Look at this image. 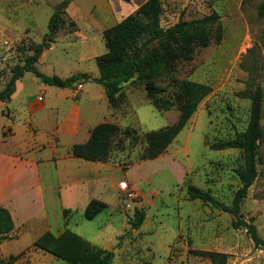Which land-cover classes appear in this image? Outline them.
<instances>
[{
	"label": "rangeland",
	"instance_id": "374dc122",
	"mask_svg": "<svg viewBox=\"0 0 264 264\" xmlns=\"http://www.w3.org/2000/svg\"><path fill=\"white\" fill-rule=\"evenodd\" d=\"M62 1L0 0V91L6 87L14 69L42 43L49 32V19ZM94 1L72 0L62 15L54 41L48 42L49 47L44 50H55L64 60L68 55L74 60L79 50L106 51L105 31L92 18L88 19L94 13ZM145 1L120 0L118 11L123 15L132 14ZM161 2L164 27L217 16L213 24H205L209 42L206 46L193 42L190 46L177 40L163 43L165 48L181 54L173 59L170 75L157 80L165 90L159 95L175 102V107L156 108L147 95L145 82L136 76L124 83L112 100L106 94L112 110L107 112L100 104L97 115L103 116L101 121L122 128L114 139L109 161L121 164L126 171L125 183L133 190L134 197L129 200L120 187L121 202L117 210L111 214L103 211L92 220L86 219L82 211L76 212L69 227L102 249H115L112 264H213L194 250L226 253L227 264H264V248L255 246L246 228L235 226L237 220L232 214L188 193V187L193 185L230 205L242 186L243 152L211 146L230 140L247 128L251 100L244 98L243 93L249 94V89L260 84L264 95V17L258 13L264 0ZM163 46L159 43L155 49L165 50ZM74 69H93L99 73L96 63L75 61L63 63L59 71L62 75H71ZM182 80L204 83L212 90L165 152L142 159L145 133L178 121ZM40 84L35 74L26 72L10 107L22 109L25 100L37 96ZM86 84L80 95L102 94V85L94 81ZM93 107L86 100L83 103L87 111ZM6 123V117L0 114V135ZM261 123L264 132V97ZM136 209L144 211L145 219L141 227L133 229L130 220ZM240 213L264 237V135L259 142L257 177L241 203ZM9 247L14 252L24 249L20 242L8 244L4 255L8 254ZM4 260V264H69L54 260L35 247L26 248L16 259Z\"/></svg>",
	"mask_w": 264,
	"mask_h": 264
},
{
	"label": "trees",
	"instance_id": "16d2710c",
	"mask_svg": "<svg viewBox=\"0 0 264 264\" xmlns=\"http://www.w3.org/2000/svg\"><path fill=\"white\" fill-rule=\"evenodd\" d=\"M71 1L64 0L57 5L48 22V34L42 43L34 47L32 54L25 57L24 63L14 69L6 87L0 91V101L10 99L16 91V82L25 72H32L42 83L60 88H73L78 84L94 81L105 88L110 100L120 92L124 83L136 76L145 82L147 95L156 108L169 110L175 107V102L167 99L164 95H159L165 90L158 85L157 80H162L170 75L173 59L181 54L165 48L163 43H172L173 40H177L182 44L190 45L193 42V44L206 46L209 42V35L205 24H213L217 16H208L202 20L179 21L164 27L161 24V0H146L132 14L105 30L106 52L96 58L99 70L98 77H92L88 73H75L67 78L58 75L50 76L40 72L36 64L44 49L49 47L48 42L54 41L53 36L59 28L62 15ZM258 13L264 17V2L259 5ZM159 43L165 50L155 49ZM183 56L186 57V54L184 53ZM211 90V86L197 81L182 80L179 82L180 116L178 121L173 125L145 133L146 148L142 159L157 157L165 152ZM249 90V94H242L244 98L251 100L250 118L245 131L237 133L230 140L215 142L211 146L213 149L237 148L243 152L245 170L240 175L242 186L237 190L232 203L226 205L209 192L193 185L188 187V193L192 198L200 199L217 209L232 214L237 220L235 226L246 228L255 246L264 248V237L259 235L256 225L242 219L240 213L241 203L257 177L259 142L264 135L261 123L263 88L257 84ZM128 129L130 130V128ZM121 131L122 128L115 123L101 122L93 128L86 142L73 146L72 152L74 156L90 161H109L114 139ZM107 207L105 202L92 199L85 208L84 217L92 220ZM68 212L69 210H64V215L66 216ZM144 219V211L136 209L133 218L130 220L131 227L138 229ZM14 228L15 223L12 214L7 208L0 207V241L10 238V233ZM34 244L37 249L51 253L69 264H112L114 256L113 251L102 249L71 230H66L57 237L46 232ZM193 252L210 259L213 264H227L228 261V255L223 252L206 250H194ZM20 254L11 255L10 259L18 258ZM4 263L5 260L0 259V264Z\"/></svg>",
	"mask_w": 264,
	"mask_h": 264
},
{
	"label": "crops",
	"instance_id": "0c3cea01",
	"mask_svg": "<svg viewBox=\"0 0 264 264\" xmlns=\"http://www.w3.org/2000/svg\"><path fill=\"white\" fill-rule=\"evenodd\" d=\"M118 3L120 0H95L94 13L88 19L96 21L104 32L131 14H120ZM94 43L98 46L97 41ZM105 52L101 49L79 50L77 58L73 60L68 55L64 60L55 50H44L36 67L43 66V71L37 69L62 78L73 75L74 71L98 77L99 73L93 69H74L70 71L73 72L71 75H62L59 70L65 62H89L92 65ZM24 75L16 82L12 97L0 101L3 108L0 114L7 119L0 135V207L10 211L15 223L10 238L0 241L2 259L35 247V241L46 232L57 237L66 230L73 231L69 227L70 220L76 212L84 213L92 199L105 202L108 207L104 211L111 214L120 206V187L127 180L121 164L90 161L76 157L72 152L75 144L86 142L93 128L103 122V116L97 115L100 104L107 112L112 110L105 88L102 86L101 95L86 97L80 95L86 83L73 88L42 83L37 96L25 100V106L19 110L10 105L17 97ZM85 100L94 105L91 111L83 108ZM64 210H69L66 216ZM19 242L24 249L14 252L9 247L8 254L4 255L5 245ZM43 253L58 259L51 253Z\"/></svg>",
	"mask_w": 264,
	"mask_h": 264
},
{
	"label": "built area",
	"instance_id": "2783aa9c",
	"mask_svg": "<svg viewBox=\"0 0 264 264\" xmlns=\"http://www.w3.org/2000/svg\"><path fill=\"white\" fill-rule=\"evenodd\" d=\"M121 190H122V192H124V194L128 197L129 200H132V198L134 197V192H133V190H129L127 188V185L125 182L122 183Z\"/></svg>",
	"mask_w": 264,
	"mask_h": 264
},
{
	"label": "water",
	"instance_id": "95a60500",
	"mask_svg": "<svg viewBox=\"0 0 264 264\" xmlns=\"http://www.w3.org/2000/svg\"><path fill=\"white\" fill-rule=\"evenodd\" d=\"M113 252H116V250L114 249Z\"/></svg>",
	"mask_w": 264,
	"mask_h": 264
}]
</instances>
